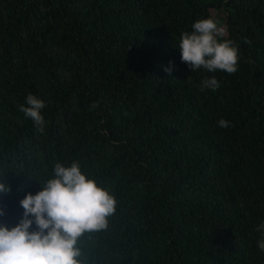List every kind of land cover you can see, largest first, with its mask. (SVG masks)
Instances as JSON below:
<instances>
[{"label": "trees", "instance_id": "trees-1", "mask_svg": "<svg viewBox=\"0 0 264 264\" xmlns=\"http://www.w3.org/2000/svg\"><path fill=\"white\" fill-rule=\"evenodd\" d=\"M214 9L231 74L190 71L176 48ZM29 93L43 132L19 111ZM74 160L117 201L82 264H264V0H0V222Z\"/></svg>", "mask_w": 264, "mask_h": 264}, {"label": "clouds", "instance_id": "clouds-1", "mask_svg": "<svg viewBox=\"0 0 264 264\" xmlns=\"http://www.w3.org/2000/svg\"><path fill=\"white\" fill-rule=\"evenodd\" d=\"M225 29L209 18L196 20L191 31L181 32L177 49L180 60L190 71L203 68L209 73L218 70L234 73L238 47L230 39H222ZM171 72V65L164 69ZM201 90H216L215 76L201 81ZM45 102L29 93L19 106L25 118L38 132L44 131L42 110ZM219 126L227 127L224 119ZM40 184V183H39ZM35 194L26 192L19 205L22 216L14 226L0 222V264H82L78 241L86 233L99 232L108 226V218L116 210V199L103 185L86 174L78 161L69 165L53 164L51 177L40 184ZM11 187L0 176V196ZM5 214L0 208V216ZM260 239L257 248L264 252V223L257 227Z\"/></svg>", "mask_w": 264, "mask_h": 264}, {"label": "rangeland", "instance_id": "rangeland-1", "mask_svg": "<svg viewBox=\"0 0 264 264\" xmlns=\"http://www.w3.org/2000/svg\"><path fill=\"white\" fill-rule=\"evenodd\" d=\"M201 1H204V2L207 1L208 2L209 0H201ZM213 14H214L215 20L218 21V23L225 29L224 35L222 37V39H225L228 36L227 26L225 23V21H226L225 15H224V13H222V11L220 12L219 9H214Z\"/></svg>", "mask_w": 264, "mask_h": 264}]
</instances>
